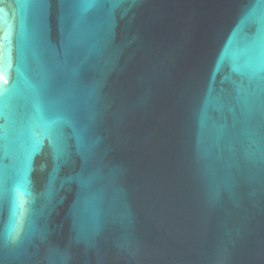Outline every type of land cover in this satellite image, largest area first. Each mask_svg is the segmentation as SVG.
Masks as SVG:
<instances>
[{
	"label": "water",
	"instance_id": "obj_1",
	"mask_svg": "<svg viewBox=\"0 0 264 264\" xmlns=\"http://www.w3.org/2000/svg\"><path fill=\"white\" fill-rule=\"evenodd\" d=\"M82 2L0 3V264H264V0Z\"/></svg>",
	"mask_w": 264,
	"mask_h": 264
},
{
	"label": "snow or ice",
	"instance_id": "obj_2",
	"mask_svg": "<svg viewBox=\"0 0 264 264\" xmlns=\"http://www.w3.org/2000/svg\"><path fill=\"white\" fill-rule=\"evenodd\" d=\"M4 0H0V3H3ZM99 0H83L82 4L80 6H91L95 3H98ZM0 11H3V9H0ZM260 40H261V44H264V25L261 26L260 29ZM6 138V137H5ZM3 179L2 174H0V180ZM19 225L18 223H14L13 227L10 230V235L16 234L17 233V229H18Z\"/></svg>",
	"mask_w": 264,
	"mask_h": 264
}]
</instances>
